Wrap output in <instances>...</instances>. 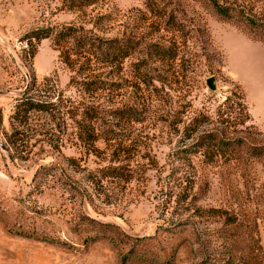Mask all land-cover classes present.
Here are the masks:
<instances>
[{
	"label": "rangeland",
	"instance_id": "1",
	"mask_svg": "<svg viewBox=\"0 0 264 264\" xmlns=\"http://www.w3.org/2000/svg\"><path fill=\"white\" fill-rule=\"evenodd\" d=\"M71 1L0 0V264H197L240 233L218 249L237 264L255 219L264 264V157L248 152H264V42L199 0ZM230 1L264 24V0ZM67 23L139 48L78 73L66 46L33 38ZM174 41L175 58L156 53ZM87 75L120 85L88 93ZM25 99L47 110L21 123L12 116ZM92 126L100 137L87 143ZM208 135L229 151L209 148ZM198 207L229 210L238 228Z\"/></svg>",
	"mask_w": 264,
	"mask_h": 264
},
{
	"label": "trees",
	"instance_id": "2",
	"mask_svg": "<svg viewBox=\"0 0 264 264\" xmlns=\"http://www.w3.org/2000/svg\"><path fill=\"white\" fill-rule=\"evenodd\" d=\"M199 1H202L204 2V4L210 6L214 10V12L222 19L235 22V24L248 30L254 38H257L264 42V24L257 23L258 20L256 19V15L250 8H247L242 4H236V1L232 2L230 0ZM95 3H97V0H72L71 2H67L66 6L69 9H76L91 6ZM107 17L109 16L107 15ZM167 17V21L171 22L174 15L168 14ZM169 27L167 28L168 30L170 29ZM177 29L183 31V29L181 28ZM34 37L38 40L51 38L54 46L56 47L66 46L67 54L64 52V50H62L60 56L62 60L73 71H76L78 73H86V71H93L92 66L94 62L102 63L106 66H112L114 65V62H116V60L119 61L123 59V57L130 53V51H132L134 48H136V50L139 48V46L136 45L134 41H130V39H128V41L124 40L122 43L123 39L120 40V38L118 37L109 39L104 38L103 36L95 32L94 28H87L86 26H84L83 23H67L61 25L57 24L43 26L33 31V38ZM138 43L141 44V42ZM171 46H161V48L165 49L169 54H167L165 50H156V53L161 57L164 55H168L171 58H175L178 53H180L178 49L179 46L177 45L176 41H174ZM170 53L172 55H170ZM144 68L148 69V66H145ZM141 78L145 79L143 74ZM119 85L120 84L118 81L108 80V78L102 77V75H87L85 76V79L81 82L82 89L88 93H95L100 90L118 89ZM45 104L46 103L44 101H38L33 99L22 100L17 105V110L14 112L12 118H18L21 123L26 122L30 118L28 114L30 111L47 110ZM19 108H24V110L20 112ZM84 114L85 120H94L97 117L94 114H88V112H85ZM115 114L117 117H120L122 115L121 111L119 110L115 111ZM251 120V113L247 112L244 117V123ZM252 125L253 127H256L254 124ZM85 126L86 125H83V127ZM99 137L100 134H96L95 128H93L92 132L85 131L81 133V138H83V140L87 143H93ZM205 143L212 150L217 149L215 152L219 154H225L226 151H229V147L226 145L227 143L225 141H218L217 138L213 135H208V137L205 139ZM258 149L259 148H254L253 146H250L248 148V152H250V154L253 156L261 158L264 157V152ZM196 213L200 216L206 214L209 217H216L222 220L223 226L228 228L229 231L233 229L236 230L239 225L238 217L232 216L230 211L224 208L211 207L208 209H204L202 207H198ZM235 234L237 236L240 235V233ZM247 234V239L252 244L251 250L249 251V253L243 254L237 264H261V253L259 251H256V249L261 248V237L256 219L254 221V226L251 227ZM236 235H232L229 238L225 239L223 242H221V245H214V243L209 245L208 249L210 251V254L212 255V259L209 262L205 259L198 262L197 264H234L236 260L232 252V248H230L229 253H222L221 251L218 252V249L224 243L228 244V241L230 242V246L235 245L233 243L238 241ZM196 244L200 246V240L195 241V245ZM217 253L220 255L218 258L216 257ZM195 255L199 258L203 257L200 247L195 248Z\"/></svg>",
	"mask_w": 264,
	"mask_h": 264
},
{
	"label": "water",
	"instance_id": "3",
	"mask_svg": "<svg viewBox=\"0 0 264 264\" xmlns=\"http://www.w3.org/2000/svg\"><path fill=\"white\" fill-rule=\"evenodd\" d=\"M206 83L210 90H212L213 92H217V78L215 76L208 77Z\"/></svg>",
	"mask_w": 264,
	"mask_h": 264
}]
</instances>
